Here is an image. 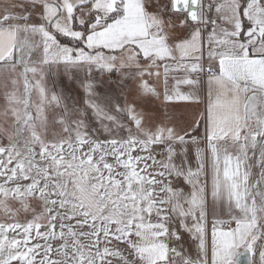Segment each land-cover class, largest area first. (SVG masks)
<instances>
[{
  "label": "snow or ice",
  "instance_id": "1",
  "mask_svg": "<svg viewBox=\"0 0 264 264\" xmlns=\"http://www.w3.org/2000/svg\"><path fill=\"white\" fill-rule=\"evenodd\" d=\"M0 264H264V0H0Z\"/></svg>",
  "mask_w": 264,
  "mask_h": 264
},
{
  "label": "crops",
  "instance_id": "2",
  "mask_svg": "<svg viewBox=\"0 0 264 264\" xmlns=\"http://www.w3.org/2000/svg\"><path fill=\"white\" fill-rule=\"evenodd\" d=\"M94 75L96 76V73ZM104 78H106V81L116 79L115 75H113L112 77L105 76ZM112 87L116 90L114 91L115 96L120 97L119 102L121 104H123L125 100L131 101L133 99V96L122 95V93H125L128 88L134 89L135 84L133 81H127L125 88H117L116 84H114ZM161 91H162V85H161ZM201 97H202V102L200 103L181 102L177 104L168 105L167 107L163 105L162 99L156 100L155 98H145L143 101L139 102V107L149 114L153 112L162 113L167 117H169L172 120V122L176 124L178 127H185L188 124L194 123V120L196 118H199L200 113L205 110L207 103L206 88L201 93ZM185 130L187 129L185 128ZM197 132L201 137L203 136V132H204L203 124H201ZM201 147H204V144H201Z\"/></svg>",
  "mask_w": 264,
  "mask_h": 264
},
{
  "label": "rangeland",
  "instance_id": "3",
  "mask_svg": "<svg viewBox=\"0 0 264 264\" xmlns=\"http://www.w3.org/2000/svg\"><path fill=\"white\" fill-rule=\"evenodd\" d=\"M99 73H96V77H99ZM57 83V90H63L66 95H71L73 97L78 98L77 90L80 89V79H83V74L80 75V79L77 80H69L68 76L61 73L60 76L54 77ZM106 80V78H104ZM114 85V84H113ZM112 85V86H113ZM113 90H108L107 85H105V89L102 90V94L106 96H110L113 102H116V96L114 91H116L113 87ZM254 163V162H253ZM258 175V169L255 167L253 168V177L252 179L255 180ZM185 248H187L193 255H195V246L192 244L190 237L185 234Z\"/></svg>",
  "mask_w": 264,
  "mask_h": 264
}]
</instances>
